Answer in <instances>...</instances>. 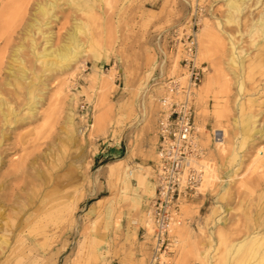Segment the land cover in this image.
<instances>
[{
    "label": "rangeland",
    "instance_id": "1",
    "mask_svg": "<svg viewBox=\"0 0 264 264\" xmlns=\"http://www.w3.org/2000/svg\"><path fill=\"white\" fill-rule=\"evenodd\" d=\"M200 1L194 117L206 180L171 229L174 264H215L264 234V168L253 171L264 148V0H246L239 26L227 23L229 0ZM7 2L0 264H147L140 234L154 194L158 99L165 79L184 72L171 35L188 19V0H33L15 17L41 21L31 33L12 27ZM47 3L55 7L44 19L38 4ZM76 27L83 54L62 62L54 51L77 50ZM214 130L226 132L223 146ZM249 257L244 250L234 264Z\"/></svg>",
    "mask_w": 264,
    "mask_h": 264
},
{
    "label": "built area",
    "instance_id": "2",
    "mask_svg": "<svg viewBox=\"0 0 264 264\" xmlns=\"http://www.w3.org/2000/svg\"><path fill=\"white\" fill-rule=\"evenodd\" d=\"M188 3V19L171 35L176 52L180 49L179 65L184 72L165 79L166 93L158 99L154 194L145 210L140 234L141 241L149 247L147 264H174L169 232L187 220L181 204L198 193L205 178L204 148L194 117V90L204 72L197 63V30L204 7L200 0ZM221 137V130L213 131L215 142Z\"/></svg>",
    "mask_w": 264,
    "mask_h": 264
},
{
    "label": "bare ground",
    "instance_id": "3",
    "mask_svg": "<svg viewBox=\"0 0 264 264\" xmlns=\"http://www.w3.org/2000/svg\"><path fill=\"white\" fill-rule=\"evenodd\" d=\"M33 0H20L21 3H17L19 2L18 0H8V5H12V9L11 10V18L10 19V22L13 21L12 23V27H20V26H24V28L27 30V32L31 33L33 32L34 30H41V28L43 27V24L41 21H39L37 18H33V16L31 18H33V22H29L27 23L26 25H22L24 21H22L20 24L19 22L17 21V19L15 18L17 15L22 19V18H25L26 17V14L29 10V6L31 5V2ZM246 0H229V3H228V19H227V23L230 24V23H233V24H236L237 26H239L240 24V16L241 14L243 13V10L245 9L244 8V4H245ZM257 3L260 2V0H256ZM40 3V2H39ZM80 3V2H79ZM7 5V6H8ZM4 6L5 3H4ZM82 6V5H81ZM54 7H55V4L54 3H47L45 5H42V4H38V10L37 12L39 14H41L44 19H46L48 16H50L54 10ZM34 12V11H33ZM36 12V11H35ZM37 16V15H36ZM260 21H259V25L262 27L264 25V10L260 13ZM0 17H1V13H0ZM18 17V18H19ZM30 18V17H29ZM30 18V19H31ZM16 19V21H15ZM12 20V21H11ZM49 22V21H48ZM6 23V22H5ZM46 23V22H45ZM47 25L49 26V24L47 23ZM6 26V25H5ZM246 26V25H245ZM10 27V26H9ZM75 30V29H74ZM26 32V33H27ZM44 33V32H43ZM42 33V35H43ZM46 36V35H44ZM70 37V36H69ZM78 28L76 27V30L74 31V33L72 34V36L70 37L71 40L74 41V43H76V47H77V50L80 49V51L78 50H75L74 48H72L71 46L70 47H67L65 46L63 49L61 50H58V51H54L56 52L55 55L62 61H70V60H76L78 58H80L83 54V45L79 42V39H78ZM47 38V37H46ZM29 39V38H28ZM49 39V38H48ZM51 39V38H50ZM46 41V40H45ZM72 41V42H73ZM47 42V41H46ZM48 44V43H47ZM52 44V43H51ZM67 44V43H66ZM232 49H235L236 51V47H235V43L233 42L232 44ZM23 47V46H22ZM48 47V46H45V48ZM52 47V46H50ZM34 49V48H33ZM50 49V48H49ZM4 50V49H3ZM57 50V49H56ZM85 50V49H84ZM50 51V50H49ZM15 52V51H14ZM33 52V51H32ZM44 52V51H43ZM51 53L53 52L52 50L50 51ZM50 53V54H51ZM54 54V53H53ZM15 55H17V51L15 52ZM37 55V53H36ZM39 56V55H38ZM44 56V54L42 55ZM58 61V59H57ZM234 59L232 61V63H234ZM59 63V62H58ZM47 65V63H46ZM54 64H52L53 66ZM58 65V64H56ZM62 66V65H60ZM67 65H65L64 67H66ZM69 66V65H68ZM48 67V66H47ZM63 68V67H61ZM69 68V67H68ZM67 68V69H68ZM65 69V68H64ZM66 69V70H67ZM60 70V69H59ZM246 74V73H245ZM213 80V79H211ZM208 86V85H207ZM1 96V95H0ZM2 98V97H1ZM0 98V110H1V102H2V99ZM38 100V99H37ZM4 108V107H3ZM33 111V110H32ZM2 111H0V114H1ZM5 114V113H3ZM11 117V116H10ZM3 118V117H2ZM5 119V118H4ZM6 123V122H5ZM9 123V121H8ZM7 123V124H8ZM197 128V127H196ZM197 130L199 131V129L197 128ZM248 132V131H247ZM226 139V132L223 130V133H222V137L218 140L220 141L219 143V146H223V143ZM216 141V142H218ZM246 144V143H245ZM243 146H244V143H243ZM223 150V149H221ZM259 154H261L260 156V160H261V163L262 164H259V163H254V170H256V168H259L260 166L264 168V148L262 150H260ZM259 162V161H258ZM20 167V166H19ZM262 171V170H261ZM132 174V172L130 173ZM206 180V176L204 178V181L203 183L205 182ZM185 202V201H184ZM182 202V204L184 203ZM181 204V206H182ZM184 223V222H183ZM182 223V224H183ZM181 224V225H182ZM180 225V226H181ZM176 227H179V226H176ZM257 231V230H256ZM171 232V230H170ZM169 232V233H170ZM264 233V232H263ZM255 234V233H254ZM252 240V243H247V242H244L240 245H234L232 247H230L226 253L224 254H221V256H219L217 258V254L216 256L213 258L214 263L215 264H234L235 263V260L236 257L244 250H247L249 251V254L251 257H249L250 259L247 260L246 264H264V234H257L255 235L254 237L251 238ZM251 244V245H250ZM215 250V248H214ZM218 251V250H217ZM217 253V252H216ZM214 254V253H213ZM239 260V259H238ZM254 260V262H252ZM238 264V262H237Z\"/></svg>",
    "mask_w": 264,
    "mask_h": 264
},
{
    "label": "crops",
    "instance_id": "4",
    "mask_svg": "<svg viewBox=\"0 0 264 264\" xmlns=\"http://www.w3.org/2000/svg\"><path fill=\"white\" fill-rule=\"evenodd\" d=\"M127 182V181H126ZM129 182V181H128ZM134 235H135V232H134Z\"/></svg>",
    "mask_w": 264,
    "mask_h": 264
}]
</instances>
